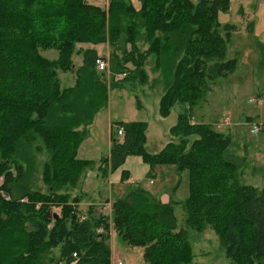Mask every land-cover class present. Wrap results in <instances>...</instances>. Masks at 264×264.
I'll use <instances>...</instances> for the list:
<instances>
[{
    "label": "trees",
    "instance_id": "trees-1",
    "mask_svg": "<svg viewBox=\"0 0 264 264\" xmlns=\"http://www.w3.org/2000/svg\"><path fill=\"white\" fill-rule=\"evenodd\" d=\"M229 6V0H140L139 8L129 0H108L105 8L86 0H0V264H110L111 229L120 242L141 246L148 264H192L188 232L207 227L230 264H264V189L241 179L245 158L231 154L229 135L192 122L210 84L235 65L226 44L237 27L218 19ZM100 42L110 47L102 56L108 75L97 70L95 49L83 48ZM48 50L55 57L43 54ZM150 56L165 84L160 116L185 105L169 130L176 140L149 153L146 122L119 121L122 140L112 138L110 167L135 155L149 166L188 169L178 230L176 201L163 202L141 185L111 202L110 218L93 204L81 210L83 194H70L94 165L76 152L106 107L109 88L144 82ZM67 72L70 85L61 79ZM33 151L46 153L45 191L27 183Z\"/></svg>",
    "mask_w": 264,
    "mask_h": 264
},
{
    "label": "rangeland",
    "instance_id": "rangeland-1",
    "mask_svg": "<svg viewBox=\"0 0 264 264\" xmlns=\"http://www.w3.org/2000/svg\"><path fill=\"white\" fill-rule=\"evenodd\" d=\"M87 1L99 3L103 8L108 3V0ZM129 1L135 8H139L140 0ZM243 1L230 0L229 10L224 13L220 12L218 19L220 21L240 19L239 8ZM260 1L262 4V0ZM244 11L248 12L249 10L245 9ZM260 16H262V13H260ZM236 39V37L233 38L234 42ZM241 44L242 47H236L240 50V53L231 55L227 52V58H235L234 68L219 76L210 84V88L205 94V104L193 108L195 118L192 122L212 124L214 129L229 135L231 140L229 151L231 154L244 156L245 158L241 179L246 184L264 189V46L261 47L255 43L254 47L250 38H245ZM86 46L94 48L100 57H108L110 52V47L106 42L83 44V48H86ZM43 54L53 58L56 51L48 50ZM80 60V55L73 57L75 65L79 64ZM143 68L146 71L144 82L135 80L134 86L126 84L123 87L109 88L106 107L97 113L92 122L93 127L90 138L86 135L76 152L77 157L94 161V165L85 171L79 185L85 194L82 195L83 193L80 192L79 187L72 189L70 194L73 196L81 193L79 207H86L83 205V203L89 202L86 194L101 199L110 191V198L114 200L125 197L132 188L141 185L161 201L163 199L166 200L165 202L176 201L172 204V209L176 219L175 229L178 230L184 224L183 202L190 192L188 169H178L174 164H155L149 166L153 169V177L148 176L139 179L136 177L138 176L136 172L141 167L139 164L141 159L135 155H130L128 157L136 159L138 163L129 161L124 166H127L125 168L131 172L133 181H125L128 180L129 175L118 183L110 179L109 184L101 176L103 169L100 167L102 162L100 163L99 160L109 154V134L115 139H122V136L117 134L119 127L117 123L119 121L146 122L145 149L149 153H156L169 141L176 140L175 137L171 136L169 130L176 123L177 115L185 109V105L176 103L171 108L168 116H160L158 112L159 98L165 85L162 72L155 67L152 56L147 58ZM61 79L64 85H70L73 83V74L67 72L61 76ZM252 99L258 100L260 103L250 102L249 100ZM108 124H111V127ZM253 124L258 125L260 128L255 134L250 132ZM31 154L32 169L27 183L31 189L45 191L46 186L41 182V169L46 153L33 151ZM24 166L27 168L26 165ZM1 182L2 179L0 178V184ZM94 192L95 194H92ZM101 207L100 209H94L95 212L102 214L104 205ZM51 210L52 212L55 211L54 208H51ZM188 241L193 252L192 264H230L220 246L217 235L211 228L207 227L201 233L189 231ZM108 242L112 258L110 264L116 259H122L124 264H148L142 257L143 250L141 246H132L120 242L114 231L111 233Z\"/></svg>",
    "mask_w": 264,
    "mask_h": 264
},
{
    "label": "crops",
    "instance_id": "crops-1",
    "mask_svg": "<svg viewBox=\"0 0 264 264\" xmlns=\"http://www.w3.org/2000/svg\"><path fill=\"white\" fill-rule=\"evenodd\" d=\"M192 1L195 2L197 0H192ZM229 2H230V0H229ZM88 3H90V2H88ZM90 4L98 5L101 7V5L99 3H90ZM239 9H240V11L238 10L239 15H241L240 19L235 18V20H233V21L229 20V19L220 21L222 23L235 24L237 27V30L234 33H232V35L230 37V40H229L230 42L226 44V52H228V54H231V55H234L235 53H240L239 52L240 50L236 49V47H238V46L242 47L241 43L244 42L245 38H247V39L250 38V40L253 41L254 47H255V43L264 42V0H262V4H261L260 0H244ZM245 9H247L249 11L245 12L244 11ZM260 13H262V16H260ZM234 37L237 38L235 40V42L233 40ZM231 58H234V57H231ZM205 102H206V98L204 97L203 101H201L197 106H200V105L203 106L205 104ZM194 116H195V114H194ZM194 116H192V120H193V118H195ZM92 124L89 126L88 133H87L89 138L92 134V127H93ZM210 125H212V124H210ZM108 126L111 127V124H108ZM112 138H113L112 135L109 134V137H108L109 154L107 155V157L99 160V162L101 163L103 161V159H107L106 163H101V165H100V167L104 166V169L102 168L103 174L101 176L103 177V179L105 178L109 184H110V179H112V181L115 183L121 182L123 174H126L127 176L130 175L128 180H125V181H128V182L133 181V178L131 177V172L129 171V169L125 168L127 166H124V165H126V163L129 161H133L135 163H138L136 161V159H131L130 157H127L125 159V161L123 162L124 164L123 163L121 164L122 167H121V165L116 169H111V167H110L109 157H110V148H111V144H112ZM118 140H122V139H118ZM137 157H139V156H137ZM77 158H79V157H77ZM80 159H82V158H80ZM139 159H141V158L139 157ZM87 160H91V159H87ZM144 163L145 162L141 159V163H139L141 165V167L139 166L140 169L136 172V174L138 175L136 177L139 179H142V178H145L148 176L153 177V174H152L153 169H151L148 164H147L148 166H146L145 165L146 163L145 164ZM79 189H80V192H82L83 196H84L85 193L83 192V190L80 187H79ZM92 194H95V192ZM86 198L89 200V202L83 203V205L87 206L89 204H93L95 206V209H100V208H102L101 206L105 205L108 202L111 203L113 201V199L110 198V191L107 193V195H104L103 197H101V199L100 198L96 199L95 196L89 195V194H86ZM163 201L165 202L166 200L163 199ZM80 203H81V201L78 203V207L80 206ZM79 208L81 210H84L86 207H79ZM113 231L114 230L110 231V236H111V233ZM110 251H111V249H110ZM116 257H119V256H116Z\"/></svg>",
    "mask_w": 264,
    "mask_h": 264
},
{
    "label": "built area",
    "instance_id": "built-area-1",
    "mask_svg": "<svg viewBox=\"0 0 264 264\" xmlns=\"http://www.w3.org/2000/svg\"><path fill=\"white\" fill-rule=\"evenodd\" d=\"M105 58H106V57H105ZM105 58H102V57L97 58L96 61H95V66H96L97 70H99V71H103V70H105L106 73L108 74V60L105 59ZM120 76H121V75H120ZM249 101H250V102H256L257 104L260 103V101H258V100H253V99H252V100H249ZM259 129H260V128H259L258 125L253 124L252 127H251V129H250V132L253 133V134H255V133L258 132ZM117 134H118V135H122V129H121V128L117 130ZM6 198H9V197L6 196ZM20 201H21V202H26L27 199H26V198H21ZM52 208L55 209V211H53L54 213H58V212H59V207H58V206H53ZM102 214L110 218V214H111V203H110V202H108V203H106V204L104 205V210H103ZM111 230H112V229H111ZM111 230H110V231H111ZM99 231H101V230H99ZM109 233H110V232H109ZM73 256H75V253L73 254ZM111 264H124V262H123L122 259H116V261L111 262Z\"/></svg>",
    "mask_w": 264,
    "mask_h": 264
}]
</instances>
